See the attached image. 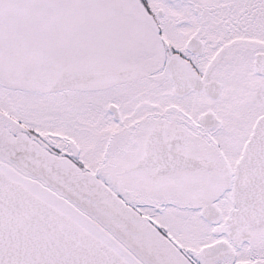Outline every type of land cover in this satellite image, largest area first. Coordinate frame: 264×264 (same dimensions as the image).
I'll return each instance as SVG.
<instances>
[{
    "label": "snow or ice",
    "instance_id": "snow-or-ice-1",
    "mask_svg": "<svg viewBox=\"0 0 264 264\" xmlns=\"http://www.w3.org/2000/svg\"><path fill=\"white\" fill-rule=\"evenodd\" d=\"M0 264H264V0H0Z\"/></svg>",
    "mask_w": 264,
    "mask_h": 264
}]
</instances>
